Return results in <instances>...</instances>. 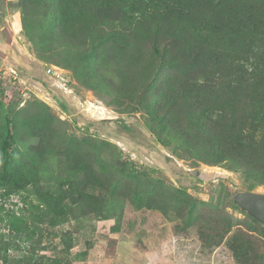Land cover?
<instances>
[{
    "label": "rangeland",
    "instance_id": "rangeland-1",
    "mask_svg": "<svg viewBox=\"0 0 264 264\" xmlns=\"http://www.w3.org/2000/svg\"><path fill=\"white\" fill-rule=\"evenodd\" d=\"M20 4L0 0V76L5 77L0 85V145L6 115L14 110L16 158V181L0 187V264H264L262 226L232 207L237 192L264 194V184L223 164L213 166L183 150L174 155L161 146L148 130L143 111L119 113L124 107L116 98L120 94H110L116 79L110 77L111 69L101 71L110 77V85L92 79V88H87L54 62H62L60 55L40 59L24 34ZM256 6L262 15L255 18L264 19V0ZM245 37V49L216 37L209 70L231 66L250 71L253 65L264 70V56L248 53L253 39ZM127 41L135 58L138 53L141 61L148 58L151 63L148 69H135L155 73L160 62L157 56L148 57L151 42L140 43L131 35ZM50 65L64 69V80L46 75ZM137 79L139 86L142 80ZM136 86L134 81L126 83V89ZM38 111L51 118L53 130L35 121L26 124ZM77 159L82 177L95 173L102 185L73 186ZM133 168L138 177H129ZM192 170L202 171L204 179ZM113 182L119 193L141 182L150 194L144 207L138 210L128 198H120L106 208V215L104 198ZM228 220L247 236L226 235L218 245ZM243 244L244 258L238 259L236 249Z\"/></svg>",
    "mask_w": 264,
    "mask_h": 264
},
{
    "label": "trees",
    "instance_id": "trees-1",
    "mask_svg": "<svg viewBox=\"0 0 264 264\" xmlns=\"http://www.w3.org/2000/svg\"><path fill=\"white\" fill-rule=\"evenodd\" d=\"M257 4L261 5V0H21L20 9L24 34L40 59L60 55L62 62H54L70 70L74 79L87 88H92V79L108 86L110 77L116 78L110 94H120L114 96L124 107L119 113L143 111L148 130L161 146L171 149L174 155H181L183 150L213 166L223 164L254 183L259 179L258 183L264 184V70L253 64L250 71L231 66L218 72L209 70L210 59L217 51L216 37L245 49V36H249L253 41L248 53L264 56V19L255 18L262 15L255 10L260 9ZM130 35L140 43L151 42L148 57L157 56L160 62L155 73L135 69H148L151 63L148 58L146 63L141 61L138 53L135 58L127 49ZM74 38L81 42L75 44ZM108 69L114 72L110 77L101 72ZM137 78L142 80L139 86ZM127 81H134L136 91L126 89ZM13 113L11 110L6 115L0 145V187L16 181ZM46 115L38 111L26 124L35 121L52 129V120ZM104 144L113 146L110 142ZM79 164L73 168V186L78 189L93 182L102 185L95 173L91 176L86 172L82 177L84 171ZM138 176L133 168L129 177ZM140 184L119 193L117 183H110L104 198L106 215L110 213L106 208L115 206L120 198H128L138 210L142 209L150 194ZM180 193L183 198L187 196ZM232 207L240 211L234 203ZM54 209L58 211L57 206ZM188 221L190 226L193 221ZM224 223L216 244L226 235L231 234L232 239L247 236L231 221ZM245 245L235 248L238 259L244 258Z\"/></svg>",
    "mask_w": 264,
    "mask_h": 264
},
{
    "label": "water",
    "instance_id": "water-1",
    "mask_svg": "<svg viewBox=\"0 0 264 264\" xmlns=\"http://www.w3.org/2000/svg\"><path fill=\"white\" fill-rule=\"evenodd\" d=\"M195 177L204 179L203 172L192 170ZM233 203L249 217L264 226V194L239 191L234 195Z\"/></svg>",
    "mask_w": 264,
    "mask_h": 264
},
{
    "label": "built area",
    "instance_id": "built-area-1",
    "mask_svg": "<svg viewBox=\"0 0 264 264\" xmlns=\"http://www.w3.org/2000/svg\"><path fill=\"white\" fill-rule=\"evenodd\" d=\"M12 74L16 75V72H13ZM46 75L50 78H54L56 81H61L64 80V69L56 65H50L46 69ZM1 80H5V77L0 76V85L2 84Z\"/></svg>",
    "mask_w": 264,
    "mask_h": 264
},
{
    "label": "bare ground",
    "instance_id": "bare-ground-1",
    "mask_svg": "<svg viewBox=\"0 0 264 264\" xmlns=\"http://www.w3.org/2000/svg\"><path fill=\"white\" fill-rule=\"evenodd\" d=\"M204 176H206V175H204Z\"/></svg>",
    "mask_w": 264,
    "mask_h": 264
}]
</instances>
